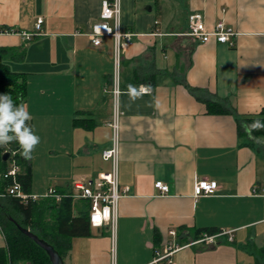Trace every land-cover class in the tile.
Instances as JSON below:
<instances>
[{"label":"crops","instance_id":"1","mask_svg":"<svg viewBox=\"0 0 264 264\" xmlns=\"http://www.w3.org/2000/svg\"><path fill=\"white\" fill-rule=\"evenodd\" d=\"M103 1L0 0V27L13 30L0 34V61L23 74V103L40 138L34 151L60 179L42 189L32 173L31 193L68 192L75 180L110 171L102 152L118 115L124 195L114 225L73 237L64 263L148 264L173 242L172 264H264V133L245 131L264 118V0H121L118 23L107 21L131 35L119 43L103 35L96 45L89 33ZM191 13L208 28L232 26L234 44L187 34ZM39 17L41 30L25 38ZM130 84L150 91L130 101ZM201 179L218 189L195 196ZM207 227L232 230L233 239L197 241Z\"/></svg>","mask_w":264,"mask_h":264},{"label":"trees","instance_id":"2","mask_svg":"<svg viewBox=\"0 0 264 264\" xmlns=\"http://www.w3.org/2000/svg\"><path fill=\"white\" fill-rule=\"evenodd\" d=\"M25 79L22 73L13 71L6 63L0 61V95L8 94L14 105L24 101ZM264 123V118H258ZM252 121H250V124ZM26 124L31 127L30 122ZM252 133H264V129L253 130ZM6 149L16 151L14 155L4 159ZM12 157L20 166L17 180L23 191L31 193L32 171L29 159L23 158L17 142L0 145V172L10 166ZM13 184L12 177L0 178V226L5 234L7 246L0 248V264H52L46 251L37 245L29 236L24 234L18 225L28 228L39 237L45 239L64 258L71 247L75 236H87L91 233L88 219L89 202L86 199H74L71 191L60 192L62 198L43 197L39 200L25 202L20 197L10 195L8 187ZM81 202L83 208L74 212V206ZM220 231V230H219ZM203 232L216 233L215 227L198 229L194 238L198 239ZM184 238V237H183Z\"/></svg>","mask_w":264,"mask_h":264},{"label":"built area","instance_id":"3","mask_svg":"<svg viewBox=\"0 0 264 264\" xmlns=\"http://www.w3.org/2000/svg\"><path fill=\"white\" fill-rule=\"evenodd\" d=\"M121 12V0H104L101 9V20L92 25V30L89 35L94 44L101 43L103 35H113L119 43L121 37L131 35V33H122L118 25L111 27L108 24L109 18H115L116 22L119 21ZM43 18L39 17L36 22L35 33L22 32L25 38H30L34 34L39 33L41 30V23ZM13 31L11 28L0 27V34L4 32ZM187 34L201 40L208 42L215 40L221 43L234 44V37L237 31L230 25H227L223 20L218 21L213 28H208L201 13H191L188 19ZM119 47V44H118ZM117 47V50L119 48ZM120 93L119 86L113 88V94L116 98ZM115 130V137L113 144L109 148H105L102 152L104 159L112 160V169L110 171H103L99 174L97 180H83L78 179L73 182V189L71 195L74 199H86L89 202L88 219L92 226L98 227L104 224H112L115 222V215L118 208V203L124 191L120 188L118 181V157H119V139H118V115H115L113 122ZM9 151L10 156L14 155L16 151L6 149L4 152ZM20 172V166L17 164L16 159L12 157L10 166L6 171L0 173L2 177H12L13 184H11L7 192L10 195L20 197L25 202L29 199L35 201L43 197H54L56 200L62 198V193L58 192L54 187H50L44 195L27 193L23 191L21 184L17 180ZM155 186L161 190L162 193L169 191V185L163 181H156ZM218 189V182L215 180L201 179L196 181L194 185V195L200 196L207 193H212ZM171 234H176L175 230L169 231ZM226 234L228 239H233L232 230H221L216 233L203 232L197 241H205L206 243H214L216 238ZM177 248L176 243L171 242L164 249L157 250L154 258L148 264H172L173 253Z\"/></svg>","mask_w":264,"mask_h":264},{"label":"clouds","instance_id":"4","mask_svg":"<svg viewBox=\"0 0 264 264\" xmlns=\"http://www.w3.org/2000/svg\"><path fill=\"white\" fill-rule=\"evenodd\" d=\"M150 91V86L141 85L139 89L128 85L130 101H135L143 94ZM31 119L27 105L21 103L14 105L8 94L0 95V145H6L13 141L17 142L21 149V155L25 159H31L35 147L40 143V138L33 129L26 124ZM264 129V123L259 120L245 126V131L251 136L253 130ZM256 139V138H254ZM258 143L264 142L257 139Z\"/></svg>","mask_w":264,"mask_h":264},{"label":"rangeland","instance_id":"5","mask_svg":"<svg viewBox=\"0 0 264 264\" xmlns=\"http://www.w3.org/2000/svg\"><path fill=\"white\" fill-rule=\"evenodd\" d=\"M31 171L34 173V179L38 188L44 189L49 183L56 184L60 179L56 178L57 171L55 168L50 169L51 162L38 155V151H33L31 159ZM1 173V172H0ZM25 264H29L24 262Z\"/></svg>","mask_w":264,"mask_h":264},{"label":"water","instance_id":"6","mask_svg":"<svg viewBox=\"0 0 264 264\" xmlns=\"http://www.w3.org/2000/svg\"><path fill=\"white\" fill-rule=\"evenodd\" d=\"M9 156H10L9 151L4 152L3 157L5 160H7ZM18 227L24 234L29 236L37 245H39L41 248H43L46 251L52 264H65L62 256L59 254V252L54 248L52 244H50L45 239L39 237L36 233H34L28 228L22 227L21 225H18Z\"/></svg>","mask_w":264,"mask_h":264}]
</instances>
